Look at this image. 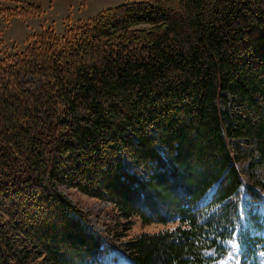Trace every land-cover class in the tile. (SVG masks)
Listing matches in <instances>:
<instances>
[{"label": "trees", "instance_id": "1", "mask_svg": "<svg viewBox=\"0 0 264 264\" xmlns=\"http://www.w3.org/2000/svg\"><path fill=\"white\" fill-rule=\"evenodd\" d=\"M258 164L264 0H131L0 60V264H120L65 189L173 225L132 264H263Z\"/></svg>", "mask_w": 264, "mask_h": 264}, {"label": "rangeland", "instance_id": "2", "mask_svg": "<svg viewBox=\"0 0 264 264\" xmlns=\"http://www.w3.org/2000/svg\"><path fill=\"white\" fill-rule=\"evenodd\" d=\"M127 1L131 0H0V60L14 53L23 52L31 43L33 36L43 30L51 28L55 34L61 36L68 28H73L80 22H88L96 14ZM34 7H38L40 11L33 10ZM23 81L30 89L36 86L31 77ZM228 102L229 98L226 102L221 99V108L224 109ZM254 171L256 176L264 181V164H258ZM65 191L69 193L74 203L89 212L88 219L99 232L117 230L121 235L125 233L122 241L112 244V254L120 264H132L122 253L121 243H126L128 239L141 232H155L173 226L144 224L137 217H131L126 222L118 216V211L110 202L92 198L75 189ZM118 223L123 224L119 226ZM124 227L128 228L124 231ZM111 237L109 235V239Z\"/></svg>", "mask_w": 264, "mask_h": 264}, {"label": "snow or ice", "instance_id": "3", "mask_svg": "<svg viewBox=\"0 0 264 264\" xmlns=\"http://www.w3.org/2000/svg\"><path fill=\"white\" fill-rule=\"evenodd\" d=\"M234 247H235V245H234Z\"/></svg>", "mask_w": 264, "mask_h": 264}]
</instances>
